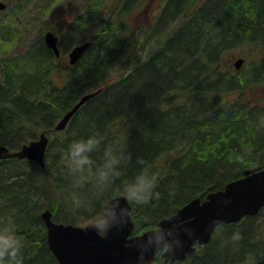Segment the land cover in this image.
<instances>
[{
	"label": "trees",
	"instance_id": "16d2710c",
	"mask_svg": "<svg viewBox=\"0 0 264 264\" xmlns=\"http://www.w3.org/2000/svg\"><path fill=\"white\" fill-rule=\"evenodd\" d=\"M145 2L90 0L75 16L71 6L61 7V56L90 41L82 58L57 65L61 56L41 29L26 52L31 68L13 62L0 70V144L16 150L42 132L50 139L45 167L0 160V226L21 238L23 264H59L47 244L46 208L57 222L94 221L146 167L156 185L149 199H130L135 234L245 169L264 167V95L240 99L247 89L264 88V0H163L151 26L135 32L129 24ZM93 26L97 31L89 34ZM239 44L258 47L259 55L232 70L224 52ZM98 89L63 130H54L82 95ZM92 134L100 143L77 183L80 174L67 168L68 147ZM109 147L121 155L105 177ZM154 264H264V208L222 224L184 261L158 254Z\"/></svg>",
	"mask_w": 264,
	"mask_h": 264
},
{
	"label": "water",
	"instance_id": "95a60500",
	"mask_svg": "<svg viewBox=\"0 0 264 264\" xmlns=\"http://www.w3.org/2000/svg\"><path fill=\"white\" fill-rule=\"evenodd\" d=\"M8 3L0 0V10ZM45 42L55 55H61L60 37L52 30L45 32ZM86 41L68 52L69 63L76 64L89 48ZM244 58L235 61L241 68ZM99 90L86 93L55 125L63 130L76 111ZM49 136L42 132L38 138L11 150L0 144V160L7 158L30 159L45 167ZM264 208V167L245 169L239 178L227 182L222 188L209 191L205 198L196 196L175 213L163 217L155 227L135 234L132 204L125 194L114 196L105 204L111 227L103 232L93 226L57 222L51 209L42 212L46 224L47 244L59 264H154L158 254L166 262L184 261L197 245L207 244L218 220L223 223L239 222L246 216L258 214ZM167 245V248H165Z\"/></svg>",
	"mask_w": 264,
	"mask_h": 264
},
{
	"label": "rangeland",
	"instance_id": "374dc122",
	"mask_svg": "<svg viewBox=\"0 0 264 264\" xmlns=\"http://www.w3.org/2000/svg\"><path fill=\"white\" fill-rule=\"evenodd\" d=\"M10 7L5 11H0V70L4 66L14 67L13 62H17L18 69L27 70L31 68L26 57L29 45L39 34L41 29L52 30L60 36L58 23L59 10L61 7H69L71 16L76 14L82 15L90 0H5ZM163 0H146L145 4L139 5L136 12L133 13L135 23H131V27L138 32L140 27H149L154 19L159 2ZM135 26V27H134ZM164 29V30H163ZM168 24L163 25L160 30L165 32L168 30ZM97 31V27L88 29V33L92 34ZM231 49L224 52V65L237 70L235 61L238 58H244L241 68L255 60L259 55L258 47L252 44H239L230 47ZM69 64L68 54L61 56L57 60V65ZM126 64L122 65L121 70L124 71ZM240 68V69H241ZM242 101L249 103L257 101L264 95V88L247 89L244 91ZM243 97V96H242ZM233 99V98H232ZM90 222V221H89ZM89 222H84L89 223ZM94 222V221H91Z\"/></svg>",
	"mask_w": 264,
	"mask_h": 264
},
{
	"label": "clouds",
	"instance_id": "9594fccd",
	"mask_svg": "<svg viewBox=\"0 0 264 264\" xmlns=\"http://www.w3.org/2000/svg\"><path fill=\"white\" fill-rule=\"evenodd\" d=\"M100 143V138L95 135H89L87 137H81L73 140L69 147L66 157V164L68 170L72 173H79V179L76 181L79 183L84 179V173L91 166L93 162L92 153L97 149ZM121 153L113 151L110 147L105 151V167L101 171V176H107L111 168L115 163L119 161ZM156 185L155 175H149V170L146 167L143 169L135 183L128 186L125 190V195L129 199L136 198L137 200H147L150 198L152 189ZM110 215L114 213L106 212L103 216L97 217L94 220L93 226L102 232L111 227L109 222ZM222 221L218 220L217 229L222 225ZM240 233L233 234L232 239H239ZM167 248V245H165ZM0 264H23L22 256V240L17 235L14 228L10 226H0Z\"/></svg>",
	"mask_w": 264,
	"mask_h": 264
},
{
	"label": "bare ground",
	"instance_id": "6f19581e",
	"mask_svg": "<svg viewBox=\"0 0 264 264\" xmlns=\"http://www.w3.org/2000/svg\"><path fill=\"white\" fill-rule=\"evenodd\" d=\"M46 31H47V30H46ZM54 128H55V127H54ZM54 130H55V129H54ZM40 134H41V133H40ZM40 134H39V135H40ZM38 137H39V136H38ZM38 137H37V138H38ZM34 139H36V138H34ZM31 140H33V139H31ZM29 141H30V140H29ZM218 189H219V188H218ZM205 196H206V195H205ZM201 198H202V197H201ZM203 198H205V197H203ZM190 200H191V199H189L188 201H186L184 204H186V203L189 202ZM184 204H183V205H184ZM164 217H165V216H164ZM162 218H163V217H162ZM162 218H161V219H162ZM158 222H159V221H158ZM158 222H157V223H158ZM222 224H224V223H222ZM79 225H82V224H79Z\"/></svg>",
	"mask_w": 264,
	"mask_h": 264
}]
</instances>
